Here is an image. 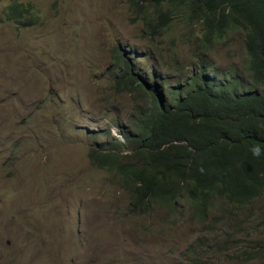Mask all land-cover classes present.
I'll return each instance as SVG.
<instances>
[{
  "label": "rangeland",
  "instance_id": "374dc122",
  "mask_svg": "<svg viewBox=\"0 0 264 264\" xmlns=\"http://www.w3.org/2000/svg\"><path fill=\"white\" fill-rule=\"evenodd\" d=\"M12 2L39 20L0 23V264H185L183 253L219 249L231 232L210 219L219 205L205 223L187 202L182 215L156 204L136 216L119 178L89 154L113 140L130 152L119 132L147 111L152 92L175 106L170 93L184 80L174 64L184 75L201 61L221 80L247 75L245 33L228 32L201 53L197 24L173 18L149 39L131 0H0V18ZM115 47L134 58L145 88L116 92ZM243 213L250 236L232 239L261 251L248 264H264V196Z\"/></svg>",
  "mask_w": 264,
  "mask_h": 264
},
{
  "label": "trees",
  "instance_id": "16d2710c",
  "mask_svg": "<svg viewBox=\"0 0 264 264\" xmlns=\"http://www.w3.org/2000/svg\"><path fill=\"white\" fill-rule=\"evenodd\" d=\"M131 5L149 39L166 34L173 18L197 24L201 53L228 32H244L247 75L229 72L221 80L213 65L203 66L202 61L184 75L174 64L178 82L184 80L170 93L175 106L168 108L152 92L147 111L137 114L128 132H119L134 148L123 152V143L113 140L102 152L92 150L90 161L119 178V187L129 195L130 212L136 216L156 204L182 215V202L188 201L192 219L205 223L220 206L210 219L231 226L227 240L213 252L196 251L192 258L183 253L185 264H210L212 258L248 264L261 251L242 250L232 237L243 232L250 236L244 209L264 196V0H131ZM37 20L30 5L12 2L2 10L0 23L28 27ZM111 54L116 92L130 94L145 88L140 70L136 72L117 47ZM253 148H259V156L253 155Z\"/></svg>",
  "mask_w": 264,
  "mask_h": 264
},
{
  "label": "clouds",
  "instance_id": "9594fccd",
  "mask_svg": "<svg viewBox=\"0 0 264 264\" xmlns=\"http://www.w3.org/2000/svg\"><path fill=\"white\" fill-rule=\"evenodd\" d=\"M156 38V37H155ZM120 50V49H119ZM121 51V50H120ZM121 54H123L124 56H126V58L129 60V58L130 57H128L126 54H125V52L123 53V52H121ZM132 60H134V58H131V61ZM130 61V60H129ZM252 153H253V155H255V156H259V154H260V151H259V148H253L252 149ZM188 204H189V202L188 201H186ZM189 207H190V210H191V206H190V204H189Z\"/></svg>",
  "mask_w": 264,
  "mask_h": 264
}]
</instances>
